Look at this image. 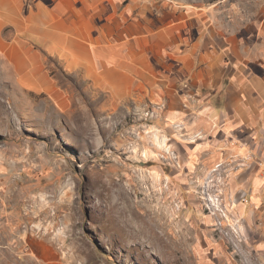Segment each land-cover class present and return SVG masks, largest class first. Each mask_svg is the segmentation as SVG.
<instances>
[{
  "label": "rangeland",
  "instance_id": "1",
  "mask_svg": "<svg viewBox=\"0 0 264 264\" xmlns=\"http://www.w3.org/2000/svg\"><path fill=\"white\" fill-rule=\"evenodd\" d=\"M179 1L213 12L231 55L264 58V0ZM11 77L0 62V264H264V192L232 189L241 162L197 153L162 103L60 75L61 110Z\"/></svg>",
  "mask_w": 264,
  "mask_h": 264
},
{
  "label": "crops",
  "instance_id": "2",
  "mask_svg": "<svg viewBox=\"0 0 264 264\" xmlns=\"http://www.w3.org/2000/svg\"><path fill=\"white\" fill-rule=\"evenodd\" d=\"M231 51L211 10L179 0H0V62L17 88L66 110L61 75L120 103H162L197 153L208 143L215 164L241 162L232 189L264 192V169L244 160L264 149V58Z\"/></svg>",
  "mask_w": 264,
  "mask_h": 264
}]
</instances>
